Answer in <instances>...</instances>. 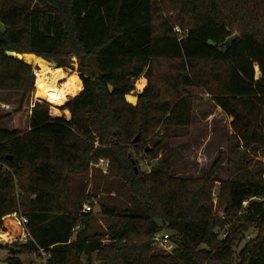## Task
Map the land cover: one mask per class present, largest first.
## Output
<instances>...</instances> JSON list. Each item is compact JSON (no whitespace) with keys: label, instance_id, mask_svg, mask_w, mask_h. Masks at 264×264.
I'll list each match as a JSON object with an SVG mask.
<instances>
[{"label":"trees","instance_id":"obj_1","mask_svg":"<svg viewBox=\"0 0 264 264\" xmlns=\"http://www.w3.org/2000/svg\"><path fill=\"white\" fill-rule=\"evenodd\" d=\"M160 10L175 15L159 22ZM0 25V93L21 96L13 128L0 129V225L14 213L27 220L17 254L43 252L46 264L93 253L100 264H264V166L250 168L246 151L264 158V0H0ZM6 51L64 70L77 63L68 120L51 116L38 90L31 99L34 68ZM137 79L147 84L131 106ZM192 89L231 119L232 172L216 207L218 161L200 180L171 176L168 142L188 135L200 101ZM141 153L157 160L148 173ZM101 159L105 174L94 167ZM87 199L109 220L106 245L89 232ZM162 231L174 249L153 254ZM9 254L8 264H21Z\"/></svg>","mask_w":264,"mask_h":264},{"label":"rangeland","instance_id":"obj_2","mask_svg":"<svg viewBox=\"0 0 264 264\" xmlns=\"http://www.w3.org/2000/svg\"><path fill=\"white\" fill-rule=\"evenodd\" d=\"M161 14L160 17H158V21L161 22L162 20L169 21L170 17L175 15L172 11V13L166 11V10H160ZM161 20V21H160ZM157 21V22H158ZM176 28V27H175ZM2 29V26L0 25V30ZM234 35H237L234 33ZM43 60V59H42ZM45 61V60H44ZM47 62V61H46ZM26 63V61H25ZM48 63V62H47ZM28 64V63H27ZM31 66L36 69L38 68L35 64H31ZM56 69H62V68H56ZM65 73H67L68 77L75 78V76L79 80V76L77 73V63L74 62L70 65V68L68 69H62ZM256 72V68H255ZM63 80H61L62 82ZM60 82V84H61ZM143 86L142 90L140 88ZM147 82L143 81L142 79H137L134 82V89L125 96V101L130 104L131 106H135L137 103V97L138 95L144 90ZM35 87H34V93L31 97L34 101H39L35 98ZM40 93L39 98L40 102H43V94L41 91H38ZM190 92L195 93L200 96V101L193 103V117L191 121V125L189 127L188 135L187 136H179L175 139H171L168 142V149L172 152V163H171V176L174 178H181V179H187V180H200L203 176H205L209 170L211 169L212 165L218 161L216 166V173L214 176L215 183L213 185L212 189V204L214 207H216L217 204V196H218V190H219V182L224 181L230 177L231 167L228 164L229 159V148H228V140L230 138V135H232V131L229 128L231 119L226 117L219 108L214 106L212 102L209 101V96L207 94H200L199 90H190ZM78 93V91H77ZM76 93V94H77ZM75 94V95H76ZM74 95V96H75ZM20 95L17 94H4L0 93V129H6L10 130L13 128L14 123V112L18 109L19 102H20ZM73 97L69 98L68 101H70ZM67 101V102H68ZM66 110V109H65ZM61 111V110H60ZM49 113L53 117H63L65 120H68V118H65V114H63V109L61 111V114L55 115L52 113V109L49 106ZM69 114V113H68ZM28 111L26 110L22 116H21V126L23 128H27V122H28ZM158 128L156 127L154 132H157ZM242 145V144H240ZM151 147V145H148ZM239 150H243L239 146ZM248 153V156L250 157V168H253V166H264V158L260 154H252L250 151L246 150ZM132 159L134 157L132 156ZM137 165L141 172L148 173L153 166H155L157 160L156 159H150L147 156L143 155L142 153L140 155L136 156ZM95 168L99 169L103 174L106 173V161L101 159L98 161L96 165H94ZM91 173L88 175V179L83 180V184L86 185V182H88L91 178ZM78 182V181H77ZM89 186L87 185L86 191L88 193ZM89 206L90 211L89 214H91V223H90V229L89 232L91 235L95 236L93 238L101 239L103 244H107L106 238H107V231L106 227L109 223V220L100 214L99 207L94 200H88L83 204L82 210L84 207ZM83 213V212H82ZM16 215H20V213H15ZM236 218H233V221ZM228 226H225L223 230L217 231L219 239H223L225 236V232L227 231ZM0 234H2L1 238L4 240V242L9 243L10 239L14 237V235H18L17 232H19V228L16 225V221L13 220L11 217H4L1 220L0 225ZM6 233L13 235L8 236ZM20 234V233H19ZM96 234V235H95ZM255 232L253 229L247 231L244 233V238L237 241L233 247L234 252V259H236V256L240 252V250L244 247L246 242L251 239L254 236ZM172 235L169 231H162L158 235L155 236L153 239V254H170L172 250L174 249V245L172 243V240L170 236ZM157 239V240H156ZM165 240L166 243L160 245L158 242ZM23 241H18L15 243H3V246H5V249H0V264H8L7 261L11 258V255L9 254V251L7 250L9 247H12V245H16L14 248L19 249V247L24 246L25 244L22 243ZM2 245V244H1ZM90 259H87V256H80L79 262L81 264H100L97 262V256L95 253L90 255ZM15 257L20 261L21 264H46L48 256L44 254L43 252L38 253H25V254H17Z\"/></svg>","mask_w":264,"mask_h":264},{"label":"bare ground","instance_id":"obj_3","mask_svg":"<svg viewBox=\"0 0 264 264\" xmlns=\"http://www.w3.org/2000/svg\"><path fill=\"white\" fill-rule=\"evenodd\" d=\"M19 58L28 64H35L38 67L35 82L36 90L41 91L43 102L51 107L53 114L59 115L63 109V114H65V118L67 119L69 112L64 109V106L68 99L73 97L78 91L75 79L68 77L67 73L61 69L53 68L50 63L39 57L21 55ZM58 80H63L59 86L56 84Z\"/></svg>","mask_w":264,"mask_h":264},{"label":"built area","instance_id":"obj_4","mask_svg":"<svg viewBox=\"0 0 264 264\" xmlns=\"http://www.w3.org/2000/svg\"><path fill=\"white\" fill-rule=\"evenodd\" d=\"M174 32H175V34H180V30L178 28H175L174 29ZM37 70H38V68H36V69L33 70V76L35 78V82H36V79H37ZM60 82H61V80H58V82L56 84L59 86L60 85ZM34 86H35V84H34ZM241 147L242 146H240V148ZM89 211H90V207L89 206L84 207V209L82 210L83 213H89ZM7 217H11L13 220H15L16 221V225L19 228V232H17L18 235H14V237H12L10 239V242L9 243L11 244V243H15V242H18V241H23L22 243L25 244L27 242V238L29 236L28 235V232L26 230V224H27L26 218H24L22 216H19V215H16L15 213L6 216V218ZM2 234H0V244H2V246H3V243L9 244L7 242H4V240L1 238ZM6 235L13 236V235H10L8 233H6ZM164 243H166L165 240H162V241L159 240V242H158V244H160V245H162Z\"/></svg>","mask_w":264,"mask_h":264},{"label":"water","instance_id":"obj_5","mask_svg":"<svg viewBox=\"0 0 264 264\" xmlns=\"http://www.w3.org/2000/svg\"><path fill=\"white\" fill-rule=\"evenodd\" d=\"M237 39H238V35H233L232 37L228 38V39L225 41V43H224L225 48H227L231 42H233V41H235V40H237ZM5 55L8 56V57H10V58H16V59H18V60L24 62L21 58H19V56H21V55H31V54H18V53L12 52V51H6V52H5ZM33 56L36 57L35 55H33ZM24 63H25V62H24ZM49 63L52 65V67H55V63H54L53 61H51V62H49ZM25 64H27V63H25ZM28 65H31V64H28ZM108 91H109V92L112 91V87H111V86H108ZM146 151H148V150H146ZM8 250H9L13 255H17V253H18V250L15 249V248H13V247H9Z\"/></svg>","mask_w":264,"mask_h":264},{"label":"crops","instance_id":"obj_6","mask_svg":"<svg viewBox=\"0 0 264 264\" xmlns=\"http://www.w3.org/2000/svg\"><path fill=\"white\" fill-rule=\"evenodd\" d=\"M53 68H55V67H53ZM62 70V69H61ZM35 87V86H34Z\"/></svg>","mask_w":264,"mask_h":264}]
</instances>
